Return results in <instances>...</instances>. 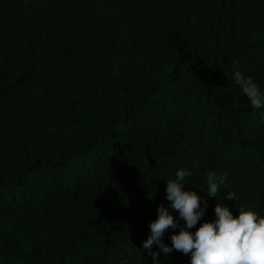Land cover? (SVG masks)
I'll use <instances>...</instances> for the list:
<instances>
[{
	"label": "trees",
	"instance_id": "16d2710c",
	"mask_svg": "<svg viewBox=\"0 0 264 264\" xmlns=\"http://www.w3.org/2000/svg\"><path fill=\"white\" fill-rule=\"evenodd\" d=\"M235 71L264 91V0H0V264H153L180 169L200 223L264 216V108Z\"/></svg>",
	"mask_w": 264,
	"mask_h": 264
},
{
	"label": "clouds",
	"instance_id": "9594fccd",
	"mask_svg": "<svg viewBox=\"0 0 264 264\" xmlns=\"http://www.w3.org/2000/svg\"><path fill=\"white\" fill-rule=\"evenodd\" d=\"M233 77L252 108H264V91L255 79L242 75L240 71H235ZM191 175V171L180 169L175 179L165 183V199L184 223L180 226L168 208L158 205L157 218L148 225L151 234L142 243L153 264H161L160 255L167 257L173 251L190 255V264H264V216L247 206H241L238 215L234 216L226 204L218 202L214 208L215 219L200 223L207 204L204 202L202 208L197 192L184 190L185 178ZM226 179L225 174L208 171L204 192L209 197H216ZM224 199L234 201L236 194L228 192ZM194 228L195 231H191ZM169 229L174 230V234L168 237L171 246L163 241ZM153 245L156 251L152 250Z\"/></svg>",
	"mask_w": 264,
	"mask_h": 264
}]
</instances>
